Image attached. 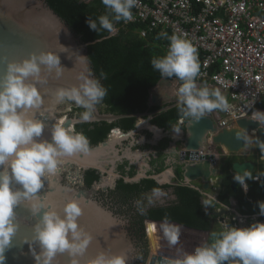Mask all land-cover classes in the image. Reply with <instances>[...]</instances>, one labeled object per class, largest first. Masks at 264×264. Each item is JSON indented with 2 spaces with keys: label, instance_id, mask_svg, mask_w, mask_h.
<instances>
[{
  "label": "clouds",
  "instance_id": "1",
  "mask_svg": "<svg viewBox=\"0 0 264 264\" xmlns=\"http://www.w3.org/2000/svg\"><path fill=\"white\" fill-rule=\"evenodd\" d=\"M108 10L97 20L88 18L90 30L101 29L115 34V24L123 20H133L132 9L137 0H101ZM169 39L167 52L162 57L153 58L151 65L162 77H176L181 86L176 90L179 111L185 118L199 121L215 110L227 111L229 104L218 88L198 86L196 77L200 72L198 50L187 38L173 34ZM62 48H65L61 45ZM66 49V48H65ZM80 57H85L81 56ZM48 72L62 75L59 53L48 51L32 53L20 61H8L0 76V264L5 262V251L10 247L19 225L15 223L14 208L30 195L38 193L47 176L57 172L62 157H70L88 150V140L82 133H76L64 121L51 128V138H43L45 123L36 117L44 100L37 84L42 82V67ZM103 76V73L101 74ZM79 83L70 88L59 89L55 93V103L74 102L84 109L80 120L88 122L93 117L97 104L107 95V89L89 72L77 77ZM52 116V106L40 111V116ZM255 121L264 125V112H253ZM179 133V129L175 130ZM246 132V130H245ZM238 139L248 142V137L236 133ZM264 152V142L255 141ZM261 175H264L262 173ZM250 173L236 174L233 180L247 191ZM260 176L256 177L259 180ZM13 183L20 185L14 190ZM211 199H215L212 197ZM82 201L68 198L63 204L62 214L46 204H30L35 216L41 214L33 227V240L41 251H33L35 264H53L58 253L67 252L70 256L83 253L89 243L88 237L80 229ZM260 214L264 215V202L259 204ZM170 243L178 241V232L169 237ZM31 248V246H30ZM127 254L111 255L100 252L89 264H128ZM264 264V223L255 222L247 227L225 225L224 229L212 233L211 243L196 247L192 252H182L176 258H169L166 264ZM72 264H78L73 259Z\"/></svg>",
  "mask_w": 264,
  "mask_h": 264
},
{
  "label": "water",
  "instance_id": "2",
  "mask_svg": "<svg viewBox=\"0 0 264 264\" xmlns=\"http://www.w3.org/2000/svg\"><path fill=\"white\" fill-rule=\"evenodd\" d=\"M89 44L82 41L81 36L50 6L47 0H0V76L3 75L8 61H20L28 58L32 53L39 54L48 51L59 53L61 65L64 67L62 75L57 77L54 70L48 72L41 66L43 79L42 82L37 84V87L42 93L44 105L41 110H37L36 117L43 119L45 123L43 138L50 139L52 126L61 120L64 121L65 127L71 126L76 133H80L76 131L75 125L84 123V121L74 115L76 109L73 108L72 102L56 104L55 93L59 89L70 88L78 84L77 77L81 74L87 75L91 72L92 76L96 78L89 57ZM61 45L66 49L62 48ZM80 55L85 57H80ZM166 82L170 83V79L164 77L152 90L149 101L150 107L161 101V97L156 90L159 85ZM176 97V95L170 96L168 101H173ZM177 105H179L178 101L158 111L130 114L102 112L96 105L93 117L88 122L107 121L111 123L126 117H136L139 120L136 128L128 132L115 128L113 133L101 143L88 144L86 152L76 153L79 155L78 160L80 162L71 160L70 157L61 158L56 175L47 176L38 193L30 195L14 208V222L19 227L10 247L4 253L6 257L4 264H35L33 251L37 254L41 251L38 243L33 240V227L41 214L34 216L29 205L46 204L49 207H54L62 214L63 204L70 197L83 202L82 215L79 217L78 224L83 233L90 237V240L82 254L70 256L67 252L58 253L53 260V264H72L73 259L77 260L78 264H89L100 252H105L109 256L127 254L129 257L128 264H136L139 258L136 237L132 235L129 228H126L125 222L120 216L103 206L95 198L97 185L102 184L103 186L107 182L106 178H102L93 188L87 189L82 187L83 181L80 186L75 184V182L77 183L76 180H72V184H67L63 182L60 175L64 170H71L74 167H76L77 176H81V171L89 168L114 174V170L108 169L107 166L115 164L117 156H112L110 152L117 153L116 144L126 138H135V134L142 129L147 128L158 132L161 128L153 125L150 119L152 120L156 114ZM49 106H52L51 118L47 114L41 117L40 111ZM260 111L264 112V109ZM183 120L185 123H179L182 127L179 131L180 136L174 133L166 134L168 139H172L173 152L180 155V161L184 165L185 182L189 184L201 181L202 187H200V190L203 195H208L206 191L211 188L212 177L219 175V158L215 153V147H221L226 151L225 157L231 154L244 153L247 143L242 139H238L236 133L243 134L248 138L253 136L254 142H264V125L260 126V123L254 120V117L240 119L231 127H225L221 124V115L218 110L206 114L199 121L193 118H184ZM115 132H119V137L114 138ZM82 134L89 141L88 134ZM152 142L156 143L155 141ZM179 143L181 149L176 150ZM255 144L261 151L258 144ZM146 154L139 152L135 153V156L139 160ZM87 155H96V162L92 164L85 162L84 157ZM254 166L255 164L251 161L235 162L233 169L237 173L243 174L244 172H253ZM167 171H172V169ZM164 173L166 171L154 175L153 178L158 179ZM164 175L167 176V174ZM143 177H145V173L141 171L132 180L140 181ZM220 183H222V180ZM12 187L16 190L21 186L13 183ZM232 187L237 192L238 184L234 183ZM214 214L221 216L222 211H215ZM161 222L175 223L182 226L181 223L173 221H156L150 218L145 220V233L150 251L145 261L146 264H166L167 259L176 258L182 253L177 249L164 246L157 240V233L155 234L153 225Z\"/></svg>",
  "mask_w": 264,
  "mask_h": 264
},
{
  "label": "trees",
  "instance_id": "3",
  "mask_svg": "<svg viewBox=\"0 0 264 264\" xmlns=\"http://www.w3.org/2000/svg\"><path fill=\"white\" fill-rule=\"evenodd\" d=\"M50 6L81 36L83 42L90 43L88 46L89 57L92 62L96 79L107 89V95L103 101L97 105H104L106 112L114 114H130L153 112L164 108L167 104H155L149 106L152 90L162 81L164 77L153 69L151 60L162 57L166 54V42L163 41L159 31L148 34L147 37L141 35L144 25L140 23L125 24L123 20L115 24L118 29L115 35L101 29L94 32L89 29L86 20L88 18L97 20L100 15L108 11L101 0H47ZM103 73V76L101 75ZM170 80L176 77L168 78ZM179 105L169 110L162 111L153 118L152 122L161 127L174 124L182 114ZM264 109V99L259 105ZM83 112L84 109L80 108ZM136 117H126L115 122L95 121L85 122L78 125L77 130L87 133L89 144L96 145L109 137L115 127H120L125 131L135 129L138 122ZM235 174L226 173L222 184L221 193L218 200L226 205H230L231 199L236 197L241 205H245L248 214L260 212L256 203H249L248 198L256 199L255 202H262L258 188H264V180L254 181L257 173H250L252 179L247 180L250 184L248 196L244 195V189L238 184V191L235 193L232 184L235 182ZM91 181H96L99 176L95 170H89ZM264 176V175H263ZM264 179V178H263ZM121 186L122 183H121ZM138 192H147L154 189L163 188L154 179H145L141 183L128 185ZM179 199L170 201L166 205L157 208L144 210L141 216V223L147 218L156 221H173L184 224L188 227L199 230H209L212 241V233L219 232L213 230L210 219L211 214L206 209V203L202 193L191 186L179 185L175 187ZM143 229V225H142ZM153 229L158 236V226L153 225ZM149 250L143 256V262L148 257ZM142 262V264H144ZM226 264H238L237 261H229Z\"/></svg>",
  "mask_w": 264,
  "mask_h": 264
},
{
  "label": "built area",
  "instance_id": "4",
  "mask_svg": "<svg viewBox=\"0 0 264 264\" xmlns=\"http://www.w3.org/2000/svg\"><path fill=\"white\" fill-rule=\"evenodd\" d=\"M132 12L125 24L144 25L143 37L159 31L167 49L173 34L194 44L201 65L196 81H208L229 97L223 126L261 110L264 0H137Z\"/></svg>",
  "mask_w": 264,
  "mask_h": 264
},
{
  "label": "flooded vegetation",
  "instance_id": "5",
  "mask_svg": "<svg viewBox=\"0 0 264 264\" xmlns=\"http://www.w3.org/2000/svg\"><path fill=\"white\" fill-rule=\"evenodd\" d=\"M178 101V98L173 99V101H165L160 104H167L166 106H169L175 102ZM73 108L76 109V112L74 115L80 117V114L82 111L80 110L81 107L77 106L74 102H72ZM165 106V107H166ZM178 106V105H177ZM98 107L102 110V112H106L104 109V105L100 104ZM161 110V109H160ZM154 112V111H153ZM221 118H222V114ZM156 116V115H155ZM154 116V117H155ZM153 117V118H154ZM152 118V120H153ZM185 117H180L174 124H169L167 127H161L159 125H156L152 122L151 123L155 126H158L161 128V130H158V132H155L151 129H142L138 133H136V137L132 138L128 142H125L123 146H118L116 148V152L114 154H111L112 156H117V159L115 160V164L108 165V169L111 167H114V174H109L107 172H104L103 170L95 169V168H89L86 170H83L81 176H77L76 167L73 169L64 170L61 174H65L67 176V179L64 181L67 184H72V180H76V185L80 186L81 182L83 181V188L91 189L93 186L101 181L102 178H105L108 175L113 176V181L111 183H107L106 185H103L101 189H97V192L95 194L96 200L101 202L102 204L106 205L108 208H110L114 213L118 216L121 215H128L130 216V231L134 237H136L137 240V246L139 248V258L138 262L136 264H142L143 262V256L146 253V248L149 250V244L148 239L145 233V219L143 224L141 223V216L143 215V212L145 210H150L153 208H157L161 205H166L170 201H175L179 199V195L175 192L176 186H191L193 188L202 187L201 181H196L193 183H186L185 177H184V171H183V164L180 161V155L175 154L172 150V139H168V136L166 133L171 134L174 133L177 136H180V133H177L175 130L179 129L181 131L182 127L179 123H185L181 121V119H184ZM186 119V118H185ZM188 119V118H187ZM85 123V122H84ZM138 123V122H137ZM81 123H78L75 125L76 131L80 133H85L83 130H77L78 125ZM120 130H123L120 127ZM111 131L113 133L114 129ZM136 128V126H135ZM125 131V130H123ZM131 131V130H130ZM128 132V131H126ZM87 134V133H86ZM139 138H142L140 140ZM254 137L249 136L248 142L246 145V148L244 150V153L242 154H231L225 157V151L221 147H217L215 149L216 155H218L219 162H218V169H219V175L217 177H212L211 179V188L208 191L209 193H215L217 194L221 193L222 184L224 182V177L226 176V173H232V174H239L233 169V164L235 162L244 163L247 161H251L255 164L254 171L248 172V173H257V175L254 177V181L260 182L264 180V176L261 175L264 173V153L256 147V144L254 142ZM90 141V138H89ZM88 141V144H89ZM152 141H155L156 143H153ZM133 142V144H132ZM91 145V144H89ZM181 149V144L179 143L176 147V150ZM144 152L147 153L143 157H141L139 160L135 156V153ZM168 161V162H167ZM225 167L227 171H225ZM64 169V168H63ZM168 169H172L170 171V175L166 176L162 174L160 178L155 179L153 178L156 174H161ZM89 170H95L96 174L99 176V178L96 181H91L89 176ZM145 173V177L141 178L140 181H133L132 178H134L139 172ZM62 176V175H61ZM260 176L259 180H256V177ZM171 177V178H170ZM130 179V180H128ZM145 179H154L156 182L163 186L161 189H154L147 192H138L135 191L134 188L128 187V185H134L141 183ZM222 180V183L220 181ZM162 181V182H161ZM121 183L123 186H121ZM216 183V184H215ZM236 183V182H234ZM233 183V184H234ZM246 183H248L246 181ZM110 184V185H109ZM232 184V185H233ZM238 184V183H237ZM216 185V186H215ZM215 188L218 191H215ZM159 191H165V198L160 200V198H157ZM238 191V189H237ZM237 193V192H235ZM263 192L259 193L261 195ZM205 197V203H206V209L211 214L210 219L212 220L211 225H215L214 222L219 220V223L228 224L231 223V225H234L237 227V222L235 219L237 218V214L244 217V221L240 222V226L247 227L250 221L255 222H262L264 223V215L261 216L259 219L255 218L253 215H249L247 213L248 208L244 205H241L238 198L234 197V199L237 201V210H235V206L233 205H225V206H218L216 202H214L216 199H211L209 195L204 196ZM203 197V198H204ZM252 203H256L257 205L260 204V202H255L256 199L251 198ZM262 202H264V196H261ZM219 201V200H217ZM222 204V203H221ZM215 211H222L221 216H216L214 214ZM224 212V213H223ZM214 223V224H213ZM243 225H242V224ZM143 225V229H142ZM185 226L184 224H182ZM230 225V224H229ZM188 227V226H186ZM193 228V227H188ZM184 229V228H183ZM195 230H199L197 228H193ZM199 231H206V230H199ZM166 240L161 241V243L164 245L166 244ZM187 248L194 250L196 247L200 246L197 242H191L188 243ZM191 247V248H190ZM150 254V251L148 253V256ZM146 261V260H145ZM143 262L146 264V262Z\"/></svg>",
  "mask_w": 264,
  "mask_h": 264
},
{
  "label": "crops",
  "instance_id": "6",
  "mask_svg": "<svg viewBox=\"0 0 264 264\" xmlns=\"http://www.w3.org/2000/svg\"><path fill=\"white\" fill-rule=\"evenodd\" d=\"M172 81V82H171ZM196 83H197V85L198 86H208V87H210V88H217L216 86H214V85H212V84H210L208 81H196ZM181 86V82L178 80V79H174V80H170V83H168V82H166V83H164L163 85H159V87L157 88V90H156V92L160 95V97H161V101L158 103V104H160V103H163L164 102V100L165 101H168L169 100V97L170 96H174L175 95V92H176V90L179 88ZM222 92V91H221ZM222 94L226 97V99H227V101L229 100L228 98V95L226 94V93H224V92H222ZM219 111V113L220 114H222V112L223 111H220V110H218ZM215 149H216V147H215ZM226 152V151H225ZM225 171H227V169H226V167H225ZM225 174H226V172H225ZM216 184V183H215ZM247 185H248V188H247V191H245L244 190V195L245 196H248V194H249V192H250V184L249 183H247ZM216 186V185H215ZM199 188V187H198ZM197 188V189H198ZM200 192H201V190L200 189H198ZM215 191H218L216 188H215ZM258 193H261V192H264V188H258ZM202 193V192H201ZM206 193H208V191H206ZM202 195H203V193H202ZM210 197L212 196V197H215V201L214 202H216L217 203V205L218 206H225L226 204H224V203H222V202H220V201H217L218 200V196H219V193L217 194V192H215V193H209L208 194ZM204 196H206V195H203V197ZM248 202L249 203H252V200H251V197H249L248 198ZM204 203H205V197H204ZM222 203V204H221ZM234 204H237V201L234 199V198H232L231 199V202H230V205H233V206H235ZM257 206H259V205H257ZM235 210H237V205L235 206ZM249 215H253L255 218H257V219H259L261 216H263V215H261L260 214V212H257V213H254V214H249ZM237 218L238 219H235V221L237 222V227H241L240 226V222H242V221H244V217H242V216H240L239 214H237ZM161 223H165V224H168V222H161ZM161 223H158L157 225H159V224H161ZM215 223V225H213L212 227H213V230H215V229H217L218 231H221V227H219V228H217V223H219V220L217 219V221L216 222H214ZM213 223V224H214ZM170 224V223H169ZM168 224V225H169ZM173 224H175V223H173ZM223 226H225V225H227V224H223V223H221ZM220 224V225H221ZM242 224V223H241ZM177 225V224H176ZM160 226V225H159ZM178 226H180L181 228H184L183 230L185 231V230H187L188 232H193V233H188V234H190V235H194L195 233L194 232H198V233H202L203 231H199V230H195V229H193V228H187V227H185V226H181V225H178ZM231 226H234V225H231ZM243 227V226H242ZM212 231V230H211ZM211 231H209V230H206V231H204L203 233H206L207 234V236H206V242H208V237L210 238V232ZM181 238H184V234L183 235H181L180 236ZM205 242V243H206ZM188 243L189 242H187V241H185V240H178L177 241V250L179 251V252H185V251H193V250H191V249H193V248H191L190 250H189V248H187V247H189L188 246ZM166 245H168V244H166Z\"/></svg>",
  "mask_w": 264,
  "mask_h": 264
},
{
  "label": "rangeland",
  "instance_id": "7",
  "mask_svg": "<svg viewBox=\"0 0 264 264\" xmlns=\"http://www.w3.org/2000/svg\"><path fill=\"white\" fill-rule=\"evenodd\" d=\"M136 135L137 134H135V137H136ZM132 138H134V137H130V138H126V139H123V140H121V142H118L117 144H116V148L118 147V146H123L124 145V143L125 142H128L129 140H131ZM140 140H142V138H139ZM132 144H133V142H132ZM111 154H114V151H111L110 152ZM168 162V161H167ZM62 166V165H61ZM61 166H60V168H61ZM59 168V167H58ZM114 167H110L109 169H113ZM82 172H83V170H82ZM64 173V172H63ZM58 174V173H57ZM164 174H167L168 176L170 175V171H166V173H164ZM54 175H56V174H54ZM59 175H60V173H59ZM62 175V176H61ZM60 175V177H62V180H63V182L67 179V176H65V174H61ZM106 178V180H107V182L106 183H104L103 185H106L107 183H111L112 181H113V176H111V175H108V176H106L105 177ZM171 178V177H170ZM162 182V181H161ZM110 185V184H109ZM102 188V184H98L97 185V189H101ZM165 196H166V194H165V191H159L158 192V195H157V198H160V200H162V199H164L165 198ZM99 203H101V202H99ZM102 204V203H101ZM103 206H105L106 208H108L106 205H104L103 204ZM109 210H111L110 208H108ZM114 212V211H113ZM123 220H124V222H125V225H126V228H129V230H130V227H131V223H130V216H128V215H121L120 216ZM252 223H254L253 221H250L249 222V224H248V226L249 225H251ZM169 224V223H168ZM168 224H165V223H161V224H159L158 225V236H157V240H159V242H161V241H163V240H166L167 242H166V244H168V245H166V244H164V246H168V247H170V248H174L175 250L178 248L177 247V243L175 244V245H172L171 243H170V240H169V237H170V235L172 234V233H174V232H178V240H185V241H187V242H189V243H191V242H194V243H198V244H200V245H203V244H205V242H206V236H207V234L206 233H198V232H194L195 234L194 235H190V234H188V233H193V232H188L187 230H183V228H181L180 226H178V225H176V224H173V223H170L169 225ZM218 225H217V228H219V227H221V230H223L224 229V227L225 226H223L221 223H217ZM221 224V225H220ZM230 224V225H229ZM228 224V226H231V223H229ZM243 225V224H242ZM184 234V238H181L180 236L181 235H183ZM208 240H209V237H208ZM206 243H208V242H206Z\"/></svg>",
  "mask_w": 264,
  "mask_h": 264
},
{
  "label": "bare ground",
  "instance_id": "8",
  "mask_svg": "<svg viewBox=\"0 0 264 264\" xmlns=\"http://www.w3.org/2000/svg\"><path fill=\"white\" fill-rule=\"evenodd\" d=\"M118 134H119V132H115L114 133V138L119 137ZM78 157H79L78 154H76V155L74 154L73 156H70V159L71 160H74L76 162H80L78 160ZM96 157H97L96 155L95 156L87 155V156L84 157V161L87 162V163H89V164H92V163H95L96 162V160H97Z\"/></svg>",
  "mask_w": 264,
  "mask_h": 264
}]
</instances>
